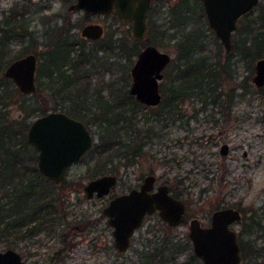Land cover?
Returning a JSON list of instances; mask_svg holds the SVG:
<instances>
[{
  "label": "rangeland",
  "instance_id": "1",
  "mask_svg": "<svg viewBox=\"0 0 264 264\" xmlns=\"http://www.w3.org/2000/svg\"><path fill=\"white\" fill-rule=\"evenodd\" d=\"M74 2L0 0V24L14 20L17 25L14 27L17 34L12 38L8 35L3 48L0 46V78L4 77V70L14 56L23 49L25 52L40 51L45 66L52 52L65 43L70 42L73 47L70 60L78 58V47L89 52L94 49L93 60L80 62L85 70L83 76L74 69L69 70L77 77L69 90L58 93V85L37 72L41 95L38 107L27 119L31 122L40 116V107H48L49 111H54L52 107L69 111L74 104L85 103L90 110L87 116L82 107L74 112L84 114L86 119L83 121H90L88 127L96 141L79 162L66 170L65 186L56 188L54 193L58 197L57 210L39 227L20 235L12 248L27 264H203L199 258L192 259L194 251L188 236V220L198 217L204 225H209L214 209L232 206L243 213L242 220L232 225L238 232L243 254L247 256L242 264H264V92L253 82L257 58L252 62L250 57L238 55V51L229 55L209 25L201 0H153L148 16V42L142 47L154 44L169 53L173 68L177 64L182 67L181 63L194 65L204 60L199 63L202 66L199 68L205 73V62L218 61L227 64L230 73H221L217 78L218 93L223 94L219 105H203L197 97H192L179 102L181 113L174 112V118L163 114L156 120L154 116L160 111V105L153 109L131 100L132 103H127L128 98L123 94V90H129L131 86V65L138 54L130 58L116 52L115 41L120 38L132 47L135 39L131 34V23L114 13L92 15L82 10H70ZM249 20L254 29L264 26V0L248 18L238 21L241 31L236 38L240 45L247 35L243 31L248 30ZM89 23L103 25L102 38L89 40L81 36L82 28ZM186 43L187 52L183 50ZM98 46L105 49L98 52L95 49ZM70 66L71 63L66 61L65 68ZM170 67L160 82L163 100L166 95L169 97L170 88L178 82L176 71L172 72ZM125 72L129 73V78L125 77ZM100 101L111 112L118 110V103L122 108H132L134 118L128 117L131 123L126 125L136 124L137 129H141L137 133V142L143 146V153L132 162L128 163L115 153L98 151L102 144L109 147L111 140L106 136L105 125L95 122L100 118V115L94 117ZM221 103L227 105L222 111ZM10 111L15 118L22 114L18 107H12ZM115 134L126 140L129 132L122 129L116 130ZM220 139L231 145L227 156L220 153ZM106 173L117 174L116 187L104 197L88 199L85 184ZM149 173L158 176L157 185L168 184L186 203L187 219L179 226H170L157 212L148 215L143 226L135 232L129 249L121 252L115 247L113 227L102 210L115 193L138 187ZM255 222L258 224L252 225ZM72 224L83 229L73 231L64 244L62 234ZM2 236L0 251L8 248L3 246L5 237Z\"/></svg>",
  "mask_w": 264,
  "mask_h": 264
},
{
  "label": "water",
  "instance_id": "2",
  "mask_svg": "<svg viewBox=\"0 0 264 264\" xmlns=\"http://www.w3.org/2000/svg\"><path fill=\"white\" fill-rule=\"evenodd\" d=\"M261 0H201L206 18L226 51L233 47V33L239 19L254 10ZM153 0H77L72 10H84L89 14H111L131 23V34L135 40H143L147 33L148 15ZM100 23L85 25L81 34L97 40L104 35ZM171 56L154 44L145 46L131 66L132 82L129 88L140 103L157 106L162 101L160 81ZM253 82L257 87L264 85V57L256 60ZM37 55L26 54L13 60L4 70V75L14 81L22 93L37 91ZM29 143L38 151L39 171L50 180L60 184L66 170L77 163L92 149L96 139L88 126L61 110L49 111L36 117L28 131ZM227 147V145H224ZM157 176L146 175L140 187L115 195L103 208L113 227L115 247L125 252L131 245V238L142 227L146 215L156 212L170 226H179L186 220V204L175 197L167 184L155 186ZM118 184V176L106 173L90 179L84 186L88 199L101 198L111 193ZM238 208L227 207L214 210L211 224L204 226L198 217L188 221V236L193 251L203 264H241V245L233 224L242 220ZM0 264H27L21 254L7 248L0 251ZM48 264V263H31Z\"/></svg>",
  "mask_w": 264,
  "mask_h": 264
},
{
  "label": "trees",
  "instance_id": "3",
  "mask_svg": "<svg viewBox=\"0 0 264 264\" xmlns=\"http://www.w3.org/2000/svg\"><path fill=\"white\" fill-rule=\"evenodd\" d=\"M253 11V10H252ZM248 12L243 15L240 19L248 18ZM151 14V11L149 15ZM239 19V20H240ZM150 23V17H148V25ZM7 23L3 22L0 24V46L5 45L6 37L10 35V38L17 34V30L14 27H10ZM248 30L243 31L247 35L242 39V45L238 41L237 35L241 31L238 27L235 35L233 37V47L229 52V55L234 54L238 51V55H243L245 57H250V61L264 57V26L260 29L253 28L249 22L247 23ZM131 40L130 37H128ZM236 38V39H235ZM145 40V39H144ZM147 40V38H146ZM145 41H133L132 47L128 46L126 41H122L117 38L115 41V51H120L124 55H128L130 58L133 55H137L138 52L143 48V43L147 44ZM131 42V41H130ZM121 43V44H120ZM71 43H65L52 52L50 59V65L44 66L45 68L39 69V74L43 73L45 76L50 78L53 83L57 84V92H63L70 89L73 83L77 81V77L69 71L74 69L78 75H84V68L81 63H86L93 60V51L85 50L82 47H78V58L70 60L69 54L71 49ZM188 44L183 45L185 52L188 50ZM3 48V47H2ZM1 48V51L3 49ZM98 52L105 49L104 46H98L95 48ZM129 50L131 53L129 54ZM25 51L18 53L15 58L23 55ZM21 54V55H19ZM92 54V56H90ZM243 58V59H244ZM187 59V57H186ZM71 63L70 68H65V62ZM204 60L199 61L202 63ZM173 62V61H172ZM171 71H176L178 81L177 84H173L170 88L171 93L169 97L162 100L159 108L160 111L154 116L156 120L161 119V115L166 114L171 118H174V112L181 113L179 102H184L192 97H197L203 105L212 104L219 105L221 102V95L218 93L217 78L219 74L225 73L230 74L226 65L220 64L216 61L215 63L208 64L205 62L203 68L207 70L205 73L200 71L199 63L189 64L184 63L180 67L177 64L172 67ZM181 62V61H180ZM229 63V62H228ZM132 66V65H131ZM128 72H125V77L129 78ZM168 76V75H167ZM172 77V76H171ZM128 80H125V86H127ZM40 85V83H39ZM33 94H24L16 87L11 79L0 78V235H4L5 243L4 247L12 248L16 245L19 236L24 234L25 231H30L39 227L49 215H52L57 210V200L55 190L56 188L62 189L65 186V180L60 184L55 183L50 180L44 174L39 171L38 168V154L34 146H32L27 139V131L32 123L27 118L33 114L37 106V101L39 100L40 86ZM163 93L165 89L163 88ZM123 94L128 98L127 103H136L142 106L133 95H131L128 89L123 90ZM132 102H131V101ZM124 101L123 104H126ZM99 106L94 110V117L100 115L99 119H95V122L99 124H104L108 134L106 136L111 139L109 142V147L98 145V151L100 153H115L116 156L124 158L128 163L132 162L137 156H140L143 152V146H139L137 139V133L141 132V129H137V125H126L131 123L128 117L134 118L132 114V108H122L121 103H118V110L111 112L108 111L105 103L100 101ZM144 106V105H143ZM227 105L221 103L220 110L222 111ZM12 107H18L20 109V118H15L12 116L10 109ZM82 107V110L88 113L90 110L88 106L84 104H74L67 112L69 115L74 116L80 120H85L84 114H79L74 112V109ZM153 108V107H151ZM53 110H58L56 107H52ZM155 109V108H153ZM40 115H44L49 112L50 108L40 107L38 109ZM89 110V111H88ZM229 111V110H228ZM100 112V114L98 113ZM90 113V112H89ZM131 113V114H130ZM128 115V116H127ZM87 116V114H86ZM84 117V118H82ZM121 117L122 119H120ZM87 126L90 121H84ZM127 129L129 132L128 140H123L121 137H116V130ZM150 129V128H149ZM115 137V139H114ZM149 137V136H147ZM151 137V136H150ZM176 195V194H175ZM177 196V195H176ZM77 224H72L66 232L62 234L64 244L68 241V236L73 233V231L82 230ZM16 235V236H15ZM11 236L13 237L11 239ZM133 242V240H132ZM243 259L247 256L243 254ZM255 256V255H254ZM195 254L192 255V259H197Z\"/></svg>",
  "mask_w": 264,
  "mask_h": 264
},
{
  "label": "flooded vegetation",
  "instance_id": "4",
  "mask_svg": "<svg viewBox=\"0 0 264 264\" xmlns=\"http://www.w3.org/2000/svg\"><path fill=\"white\" fill-rule=\"evenodd\" d=\"M75 2H76V0H75ZM74 2V3H75ZM73 3V4H74ZM72 5V4H71ZM70 10H72L71 9V6H70ZM151 10H152V8H151ZM150 10V11H151ZM83 11V10H82ZM150 13V12H149ZM93 15V14H92ZM149 16V15H148ZM7 24L8 25H10V27H15V26H17L16 24H15V22H14V20H11V21H9V22H7ZM7 25V26H8ZM105 29V28H104ZM105 33V32H104ZM147 34V33H146ZM82 36V35H81ZM83 37V36H82ZM103 37V36H102ZM101 37V38H102ZM83 38H85V37H83ZM85 39H89V38H85ZM89 40H93V39H89ZM98 40V39H97ZM145 40H146V36H145ZM145 40H142V41H145ZM136 41H139V40H136ZM141 41V40H140ZM145 46H147V45H145ZM144 46V47H145ZM143 47V48H144ZM142 48V49H143ZM225 48V47H224ZM226 50V49H225ZM232 50V49H231ZM22 51H26V49L24 50H22ZM55 51V50H54ZM166 52V51H165ZM228 52V51H227ZM230 52V51H229ZM29 53H35L36 55H37V71H36V83H37V72L39 73V69H43V67L45 66V63H43V62H45V59L43 58V57H41V55H42V53L40 52V51H29V52H25V53H23V55H21V54H19V55H21V56H19L18 58H20V57H22V56H24V55H26V54H29ZM171 56V55H170ZM18 58H14L13 60H15V59H18ZM49 59V58H48ZM51 59V58H50ZM50 59H49V61H50ZM12 60V61H13ZM11 61V62H12ZM40 61V62H39ZM49 61H46V65H50V62ZM171 62H172V57H171V60H170V62H169V64L166 66V68H165V70L168 68V66H170L171 65ZM43 64V65H41V67L38 69V66L40 65V64ZM65 64H66V62H65ZM9 65V64H8ZM164 75H165V71H164ZM5 76V75H4ZM6 77V76H5ZM6 78H8V77H6ZM164 78V77H163ZM8 79H10V78H8ZM12 80V79H11ZM13 81V80H12ZM160 82H161V80H159ZM14 82V81H13ZM15 84V83H14ZM16 85V84H15ZM160 86H161V84H160ZM17 87V86H16ZM18 88V87H17ZM259 88H261L262 90H263V92H264V85L262 86V87H259ZM19 89V88H18ZM37 89H38V84H37ZM160 91H161V88H160ZM21 92V91H20ZM35 93V92H34ZM25 94V93H24ZM33 94V93H32ZM161 94H162V92H161ZM136 99V98H135ZM137 100V99H136ZM162 100H163V96H162ZM138 101V100H137ZM139 102V101H138ZM162 102V101H161ZM140 103V102H139ZM142 104V103H141ZM161 104V103H160ZM159 104V105H160ZM144 106H147V105H145V104H143ZM159 105H157V106H159ZM157 106H148V107H157ZM67 113V112H66ZM72 117H74V116H72ZM74 118H76V117H74ZM78 119V118H77ZM84 122V121H83ZM85 123V122H84ZM86 124V123H85ZM87 125V124H86ZM89 128V127H88ZM90 129V128H89ZM223 139H220V142H221V146H220V153L222 154V155H224V156H227V155H229V153H230V147H231V145H230V143L229 142H223L222 141ZM224 145H227V147H224ZM38 152V151H37ZM86 154V153H85ZM244 156H247V152H244ZM82 158V157H81ZM81 160V159H80ZM79 160V161H80ZM78 161V162H79ZM114 174V173H113ZM149 174H155V173H149ZM149 174H147V175H149ZM103 175V174H102ZM117 175V174H116ZM156 175V174H155ZM146 176V175H145ZM145 176L143 177V180H144V178H145ZM157 176V175H156ZM98 177V176H97ZM118 180H119V178H118ZM143 180H142V182H143ZM157 181H158V176H157ZM157 181H156V183H155V186H157ZM141 182V183H142ZM140 183V184H141ZM159 185V184H158ZM168 185V184H167ZM169 186V185H168ZM138 187H140V185L138 186ZM132 188H135V187H132ZM131 188V189H132ZM169 188H170V186H169ZM170 191H171V193L175 196V197H177V198H180V197H178V196H176L174 193H173V191H172V189L170 188ZM204 191H206V190H204ZM126 192H128V191H124V192H121V193H115L111 198H113L115 195H118V194H123V193H126ZM110 198V199H111ZM110 199H109V201H110ZM181 199V198H180ZM182 200V199H181ZM109 201H108V203H109ZM107 203V204H108ZM186 204V203H185ZM227 207H230V206H227ZM227 207H217L216 209H214V210H217V209H220V208H227ZM232 207V206H231ZM235 208V207H234ZM239 209V208H238ZM214 210L212 211V213L214 212ZM240 210V209H239ZM241 211V210H240ZM242 212V211H241ZM158 213V212H157ZM186 213H187V206H186ZM212 213H211V217H212ZM159 214V213H158ZM243 214V213H242ZM148 215H146L145 216V219H146V217H147ZM145 219H144V221H145ZM187 219V218H186ZM186 221V220H185ZM184 221V222H185ZM189 221V220H188ZM202 221V220H201ZM183 222V223H184ZM144 223V222H143ZM202 224H203V222H202ZM210 224H211V221H210ZM209 224V225H210ZM254 224H258V223H252V225H254ZM181 225V224H180ZM204 225V224H203ZM261 224H259V226H260ZM142 226H143V224H142ZM204 226H208V225H204ZM132 240H133V237L131 238V244H132ZM238 240H239V235H238ZM239 243H240V241H239ZM240 245H241V243H240ZM241 254H242V245H241ZM242 260H243V255H242ZM242 264V263H241Z\"/></svg>",
  "mask_w": 264,
  "mask_h": 264
},
{
  "label": "bare ground",
  "instance_id": "5",
  "mask_svg": "<svg viewBox=\"0 0 264 264\" xmlns=\"http://www.w3.org/2000/svg\"><path fill=\"white\" fill-rule=\"evenodd\" d=\"M76 1H77V0H76ZM75 3H76V2H75ZM75 10H77V9H75ZM83 11H84V10H83ZM84 12H85V11H84ZM85 13H87V12H85ZM87 14H89V13H87ZM147 29H148V24H147ZM81 35H82V34H81ZM83 37H84V36H83ZM132 37H133V36H132ZM85 38H87V37H85ZM133 39H134V38H133ZM148 45H149V44H148ZM141 50H142V49H141ZM141 50H140V51H141ZM140 51H139V53H140ZM139 53H138V54H139ZM137 56H138V55H137Z\"/></svg>",
  "mask_w": 264,
  "mask_h": 264
}]
</instances>
